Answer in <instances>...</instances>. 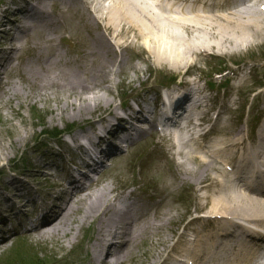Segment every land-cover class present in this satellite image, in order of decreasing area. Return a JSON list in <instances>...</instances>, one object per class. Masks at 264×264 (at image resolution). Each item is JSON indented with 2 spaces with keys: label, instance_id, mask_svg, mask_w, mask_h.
Returning a JSON list of instances; mask_svg holds the SVG:
<instances>
[{
  "label": "bare ground",
  "instance_id": "obj_1",
  "mask_svg": "<svg viewBox=\"0 0 264 264\" xmlns=\"http://www.w3.org/2000/svg\"><path fill=\"white\" fill-rule=\"evenodd\" d=\"M179 2L180 0H173L172 6ZM9 7L10 12L8 9L0 10V109L6 108L5 111L11 113L8 118L0 113V119L4 121L7 131L19 129L14 126L12 119L22 116L21 107L28 106V103L21 100L24 98H40L45 102L44 110L53 113L51 116H60L67 112V109H71L73 117L78 116L84 120L101 104L98 96H92L94 91L104 88L107 77L118 75V71L113 67L125 68L129 60L138 54H143L150 62L155 60V63L159 64L166 63L164 52L171 54L178 49L175 57L184 62V50L190 51L192 47L199 48L198 50L204 48L205 51L219 48L223 53H228L222 46L226 45V42L236 49L250 41L252 36L257 37L259 34L264 37V0H250L243 8L237 6L238 9L233 12L214 14L204 20H200V13L192 5L191 13L187 14V17L182 16L185 18L183 21L174 19L173 15L168 17L160 7L150 4L156 12L152 11L144 0H12ZM18 7L20 15L15 13ZM26 8L25 14L23 11ZM57 10L58 15L55 17L54 12ZM31 11L34 15L27 16ZM25 19L28 20L27 23L23 22ZM83 20L86 21L83 25L90 28L91 37L88 41L82 37L72 40L71 49L67 50L63 43L74 38L68 34H76L81 29ZM171 27L181 31L177 30V34H174L170 31ZM12 31H17V35H12ZM182 32L186 36L192 34L189 41L182 37ZM126 54L130 55V59ZM177 59L176 65H179L181 61ZM254 64L256 62L250 63L252 66ZM132 67L136 76L142 75L138 64ZM12 70L14 75H11ZM244 70L238 68L234 71L241 77V84L246 82ZM231 72L232 70L229 75H232ZM140 76L138 77L147 78ZM143 81L147 83L151 80ZM160 86L161 84H156L157 90L152 97L148 96L151 90L147 87L138 93H135L134 89L128 90L127 92H134L132 97L137 100L138 106L127 102L125 115L111 112L94 124H78L74 130H70L68 139L55 136L39 143L33 148L35 152H29L26 157L33 158L32 155L44 148L49 149L48 154L39 153L38 160L28 159L26 165L21 164L22 157L12 159L7 153L4 155L2 149L0 161L6 158L8 162L0 170L1 240L13 232L9 224L22 222L27 224L26 226L34 227L41 236H55L63 248L64 239L67 238L73 248L80 234L89 228L88 244L84 249L87 260L81 261L80 264H131L137 258L135 250L138 244L150 235L153 239L149 243L162 245L164 252L170 250L166 260L172 257L173 260L169 261V264H176L177 255L185 250V247L180 245H185L188 228L173 245L171 238H162L156 243L154 240L172 221L171 209L158 213L159 207L156 206L155 213L151 214L144 210L142 204L128 201L131 200H127L129 194L116 196L112 186L106 187L108 184L90 189L95 185L90 178L91 172L101 171L104 161L110 155L123 153L121 142L137 143L143 137L144 130L140 123L151 121L152 115L159 109V102L162 100ZM165 87L172 90L166 96L170 105L184 95L186 100L190 99V91L187 89L177 87V90L172 85ZM236 90H239V87L227 88V92ZM86 93H91V96L83 97ZM195 93L199 95L196 103L209 101L206 92L198 90ZM50 95H54L61 111L52 107ZM31 106L35 107L36 104ZM54 118L51 117V122ZM219 121L222 131L226 133V120ZM21 122H24L23 118ZM46 129L48 127L45 126L41 131ZM261 129L264 131V124ZM240 136H235L236 141L234 138L215 141L212 143L213 151L201 149V152L189 142L192 136H185L183 133L177 136L181 148L178 154L185 161L181 163L180 172L174 180L179 185H185L189 177V182L191 180L195 184L206 183V187L217 189L213 196L207 198L208 202L201 205L202 210L208 209L205 216H194L190 219V224H203L207 228L219 227L220 223L234 226L237 221L233 218L238 216L253 222L264 219V191L257 192L253 188L240 189L239 183L224 178L218 179L213 174V171L219 170L214 166L219 152L229 147L238 150L242 146L246 148L247 140ZM262 136L260 139L264 147V134ZM22 141L25 142L26 137L12 139L10 143L18 145ZM185 145L190 146L191 150L186 151ZM252 148L251 156L256 158L257 167L264 169L261 149L253 145ZM53 157L56 160H52ZM188 161L194 162L196 167H188ZM60 166L69 169L68 186L55 192L53 199L46 202L35 191L36 188L46 189L40 181L41 174L45 167L59 173ZM212 166L214 170L211 169ZM186 185L189 186V183ZM33 202H41L43 206L35 210V222L30 224L23 210L24 206ZM225 228L229 227L222 226L219 231L213 228L209 236L223 237L227 233ZM25 237L34 236L28 234ZM200 240L202 241L201 238ZM228 240L229 237L226 242ZM4 243L6 242L2 244ZM254 244L255 242L251 245ZM237 245L241 246V242ZM261 248H264V243L257 250ZM190 252H193L191 257L198 256L193 250ZM143 256L144 254H140L138 261H141V257L144 260Z\"/></svg>",
  "mask_w": 264,
  "mask_h": 264
},
{
  "label": "rangeland",
  "instance_id": "obj_2",
  "mask_svg": "<svg viewBox=\"0 0 264 264\" xmlns=\"http://www.w3.org/2000/svg\"><path fill=\"white\" fill-rule=\"evenodd\" d=\"M7 1L9 0H0V9ZM205 1H209L210 3L217 1L221 4L234 3L233 0H204V2ZM243 7L244 6H240V8ZM235 9L238 8H231L228 5H219L217 7L208 5L204 7L203 12H200V20H204L206 17L214 14H228L229 11L233 12ZM55 13L54 16L56 17L58 11H55ZM178 20L183 21L185 18H179ZM83 22L86 23L85 20L81 22V29L76 34L74 32L68 34L74 38L63 43V47H66L67 50L71 49L72 40H78L82 37L88 41L91 37L90 28L86 27L85 24L83 25ZM177 30L181 31V29L170 28V31L174 34H177ZM181 35L189 41V37L192 34L190 33L186 36L185 33L182 32ZM255 36H252L250 41L240 45L236 49L232 48V46L228 45V42H226V45L222 46H224V49L228 53H223L219 48L205 51L204 48L198 50L199 48L192 47L190 51L188 49L184 50V52H186L182 57L184 62L175 57V52L178 49H175V52L171 54L169 52H164L166 55V63L159 64H156L155 60L150 62L143 54H138L131 61L129 60L125 68L119 69L118 66L113 67L114 70L118 71V75L115 76L113 74L107 77V80L103 84L104 88L94 91L92 96H98L101 104L95 112L87 115L84 120L79 119L78 116L73 117V115H71V109H67V112L60 116H51L53 113L44 110L45 102H42L40 98L35 100L28 98L21 99L28 103V106L21 107L22 116L12 119L14 126L19 127V129L16 128L14 131H7L4 121L0 119V126H2L0 128V151L3 149L5 152L3 154L5 155L7 153L12 159L22 157V165H26L28 159L36 161L39 158V153L41 155L48 154L49 149H41L38 153L36 152L34 156L32 155L33 158L26 157V154L35 152L33 148L39 143L47 139L51 140L53 135L58 134L56 130L64 129L68 126L76 128V124H86V126L94 124L103 114L113 110V108L120 105L121 102L123 103V101L129 100L128 97L124 96H133L132 94H134V92H127L128 90L134 89L135 93H138L141 92V90H146L147 87L151 90L153 95L157 90L156 84H160L161 82H174L175 79H178L177 84H188L189 87L193 89L195 87L202 92H206L209 95V99L207 98L209 100L207 101L209 106L221 107L222 113L219 120H226L228 127L225 135L227 140L229 138H234L235 140L237 134H240V137L243 138L249 136L250 142L253 143L252 145H258L259 148V144L262 143V141L260 137L257 136V129L259 124L264 120V37L259 34L257 37ZM210 53H216L220 57L213 56ZM202 55L204 57H202ZM127 57L130 59V55H127ZM175 59H177V61L180 60L181 63L176 65ZM248 62H256V64L253 66H250V64L246 65ZM135 64H138L142 69V75L139 74L138 76H147V78H139L136 76L133 70L134 68H131V66ZM238 68L245 69L244 77L246 82L244 84L237 81L239 77L237 74L231 77L229 71H227V69L237 70ZM225 69L226 73H224V75L226 78L228 76V80H226L225 77L221 78L215 75V73L222 72ZM12 74L14 75L13 70L11 71V75ZM235 79L237 82L236 84L238 86L240 85L239 90L227 92L229 86L232 88V86L236 85L234 84ZM143 80L151 81H147L146 83ZM87 96L89 98L91 93H86L83 97L87 98ZM130 100L132 101V98ZM50 103L52 107L61 111V107L59 103L55 101L54 95L51 96ZM33 104H36V106H31ZM5 109L6 108L0 109V113L4 114L5 118H8L11 113L5 111ZM51 117H55L52 122ZM22 118L24 122H21ZM219 120L217 121L218 125H220ZM45 126L48 127V129L41 131ZM211 136L212 133L205 137L206 141L210 142V144L211 141H213ZM21 137H26V141H22L18 145H11L10 142L12 139H20ZM145 138V142L141 140L139 144L133 145L126 153L116 161H113L110 166H108L107 160V170L99 176L100 178L97 180L99 182L90 189L108 184L106 187L112 186L115 191L114 194L117 196L121 195V192L128 191V189L132 187L134 188L133 193L135 196L144 197V201L148 205L144 210L151 214L155 213V209H157L155 204L161 202L158 213L171 209L170 213L173 219L160 231L159 235L156 236L154 240L158 242L159 237H165V239L171 238L172 245L173 233L176 230L178 233L183 231V222L180 223L183 220V216L185 215L184 219L186 221L192 206L195 208L197 207L198 210L194 216H205L208 209L202 210L201 205L208 202L207 198L213 196L217 189L206 186V188L203 189L201 184L204 185L206 183H200V187L202 188V190H200L197 184L191 182V180L189 182V177L186 179V184L189 183V186L186 184L179 185L174 178H177V174L180 172L182 165L181 163L185 161V159L178 154L181 148L173 147L170 143L155 135H149ZM189 142H193L192 144L195 145V148H197L198 151L200 150L198 148L200 147L199 144L190 140ZM185 146L184 149L186 151L191 150L190 146ZM233 150V148H228L229 157L232 153L234 154ZM143 159H148V161H143ZM236 159L237 155L235 154L230 158L233 162H235ZM52 160H56V158L53 157ZM6 162H8L6 158L0 161V170ZM187 166L190 168L196 167L195 163L191 161L187 162ZM214 166L219 169L218 171H213V174L218 179L223 178V176L227 178V174H224L226 171L221 165L215 163ZM211 169L214 170V167L212 166ZM48 171L54 173L53 169H48ZM32 173L36 174L34 172ZM59 173H61V170ZM41 176L40 181L45 180L49 184L57 181L54 175L52 176L47 172H42ZM189 187L193 189L187 191ZM52 196H54V194H52ZM149 199L155 200L151 201ZM17 226L19 227V225ZM35 234L34 237L30 238L21 237L18 236L20 234H16L17 236H10L5 241L2 240L0 242V264H80L81 261H86L83 260L82 256V250H84V244L87 240L86 233L82 232L80 234V244H78L79 242L76 243L78 238L74 248H71L67 238L64 239L65 248H63L59 245L55 236H41L38 232H35ZM84 235L86 238L81 242ZM151 239L153 238L149 235L138 244V248L135 250V252H137L135 258H137L134 259L131 264H169V261L173 260L172 257H169L168 261L166 260L170 250L164 252V247L162 245H151L149 243ZM3 242L6 243L2 244ZM180 247L185 246L180 245ZM142 251L143 253H141ZM140 254H144V260L141 257V261H138ZM84 255H86V253Z\"/></svg>",
  "mask_w": 264,
  "mask_h": 264
}]
</instances>
